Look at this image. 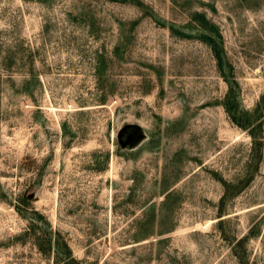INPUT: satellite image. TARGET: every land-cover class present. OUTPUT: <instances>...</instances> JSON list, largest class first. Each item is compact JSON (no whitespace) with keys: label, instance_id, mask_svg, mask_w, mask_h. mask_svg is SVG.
I'll list each match as a JSON object with an SVG mask.
<instances>
[{"label":"rangeland","instance_id":"rangeland-1","mask_svg":"<svg viewBox=\"0 0 264 264\" xmlns=\"http://www.w3.org/2000/svg\"><path fill=\"white\" fill-rule=\"evenodd\" d=\"M0 264H264V0H0Z\"/></svg>","mask_w":264,"mask_h":264}]
</instances>
